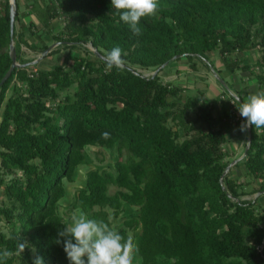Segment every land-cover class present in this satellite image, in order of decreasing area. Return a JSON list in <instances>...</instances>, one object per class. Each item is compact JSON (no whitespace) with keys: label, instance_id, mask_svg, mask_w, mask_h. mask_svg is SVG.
<instances>
[{"label":"trees","instance_id":"1","mask_svg":"<svg viewBox=\"0 0 264 264\" xmlns=\"http://www.w3.org/2000/svg\"><path fill=\"white\" fill-rule=\"evenodd\" d=\"M15 6L20 67L0 87V253H15L23 240L29 247L6 264H32L36 255L70 264L63 241L56 243L70 226L59 209L89 147L113 150L114 171L88 170L67 211L103 220L125 239L138 230L139 264H264V127L247 128V181L239 182L225 173L224 146L227 130L245 118L225 110L216 125L203 90L161 80L168 66L196 71L216 55L231 80L248 73L253 84L237 89L232 80L239 100L228 94L230 104L264 91V0H159L158 14L141 19L139 36L111 0ZM30 15L38 24L26 21ZM52 43L58 46L47 56L66 50V65L22 66L31 62L21 59L22 46L44 53ZM87 43L102 57L119 46L127 63L107 70L92 51L94 60L74 52ZM9 45V0H0V81L10 68ZM257 48L253 65L239 57ZM251 181L258 187L247 190ZM125 206L135 214L113 223Z\"/></svg>","mask_w":264,"mask_h":264},{"label":"rangeland","instance_id":"2","mask_svg":"<svg viewBox=\"0 0 264 264\" xmlns=\"http://www.w3.org/2000/svg\"><path fill=\"white\" fill-rule=\"evenodd\" d=\"M23 20V19H22ZM27 22L32 21L35 24H38L37 18L35 15H30L27 19ZM56 44V43H54ZM53 43L49 46V51L44 53L33 51L29 48H27L25 45L21 47V59L24 61H37V63L30 65L35 67L36 69H49L53 65H64L65 59L67 55L66 50L60 49L58 53L54 55H49L52 50L56 49L58 44L54 45ZM51 47V48H50ZM76 51V52H75ZM92 51V48L89 43L82 45V47L77 48L74 50L75 53L81 55L82 57L92 59V55H90V52ZM260 50L257 48L254 51H251L247 53L245 56L239 55V57H245L246 61L253 65L256 60L259 58ZM235 56V55H234ZM213 59H207L208 61L204 60L203 62H197V70L191 71L188 68V65H183L182 63L179 64V69L181 71L178 73L174 68H176L175 65L168 66L166 69L163 70L161 73V80L165 83H171L174 86H178L180 88H187L190 92H195V90H205V98L208 101H211L214 104L215 107V124L218 125L220 123V115H219V107L226 108L230 111H233L235 117L241 121V116L238 111V107L235 105L230 104L228 94H232L231 90H233L235 87L238 89L241 85H247L252 86V82L250 80V76L248 73H242L237 72L236 75L232 77V80L235 83V87L233 84V81L231 80L230 76H227V74L223 73V66L222 61L219 59L218 56L212 57ZM70 63V62H69ZM68 63V65H69ZM210 64V65H209ZM66 65V64H65ZM208 65V66H207ZM258 70H261L260 68ZM145 75L149 76L152 73L145 72ZM217 77V78H216ZM224 80L225 83H222L221 80ZM221 82H220V81ZM250 80V82H249ZM222 83V84H221ZM218 89L221 92H225L224 94L220 93L217 98L210 96L208 93L209 90ZM247 88V87H246ZM74 92V89L70 90V95H72ZM224 95V98L221 96ZM220 96V97H218ZM0 115H1V109H0ZM241 124L239 125H231L230 128L227 130V137L229 141L224 146V150L228 152L229 154V160L231 161V164L234 162H238V167L230 166L229 169L231 170L230 177L238 180L239 182L247 181L245 178V169L241 165V159L244 155V143L248 140V133L246 131H241ZM117 156L114 153L113 150L108 151L100 148H92L89 147L86 149V162L84 165L79 167L77 170L74 180L72 183H66V194L67 199L65 202H63V205L59 209V213L62 215V217L71 225L72 222V216L73 214H79L77 211L68 212L67 211V205L69 201L71 200L72 196L75 194V191L83 185L84 179H85V173L88 170L91 169H99V170H109L114 171V162L116 160ZM235 163V164H236ZM257 184L254 181H251L250 186L247 187V190H250V188H257ZM115 191L114 188H110V193L112 194ZM254 196L247 197L248 199H252ZM261 205L264 208V198L261 199ZM136 212L135 208L125 206L123 209L122 214L117 218L114 219L111 216V220L113 223L116 221H122L126 217L134 215ZM1 226L3 224L0 223ZM132 240L133 242L138 245L139 242V231L132 232ZM133 264H139V256L138 254L135 255Z\"/></svg>","mask_w":264,"mask_h":264},{"label":"clouds","instance_id":"3","mask_svg":"<svg viewBox=\"0 0 264 264\" xmlns=\"http://www.w3.org/2000/svg\"><path fill=\"white\" fill-rule=\"evenodd\" d=\"M112 8L117 10L119 20L127 24L136 36L142 34L140 21L145 17H155L159 11V0H111ZM127 55L119 46H115L107 52L102 59L107 70L122 68L127 61ZM236 96L235 93H233ZM239 100V97L236 96ZM239 114L245 118L241 125V131L255 126L264 127V91L250 95L246 101L240 102ZM103 139H109L110 133L103 132ZM70 226H65L63 231L58 233L63 241L64 252L70 264H133L135 255L139 248L132 238L125 239L118 231L113 230L103 220L89 219L83 212L73 214ZM29 247L27 241L23 240L16 246L15 253L4 251L0 253V264L13 255L22 254ZM35 252V249H33ZM32 264H45L44 258L36 255Z\"/></svg>","mask_w":264,"mask_h":264},{"label":"water","instance_id":"4","mask_svg":"<svg viewBox=\"0 0 264 264\" xmlns=\"http://www.w3.org/2000/svg\"><path fill=\"white\" fill-rule=\"evenodd\" d=\"M15 12H16V6H15V0H9V30H10V45H9V54H10V59H11V64H10V68L9 70L7 71V73L4 75V77L1 79L0 81V87L7 81V79L10 77L11 73L18 67H20V65L16 62V55H15V48H14V43H13V32H14V21H15ZM57 44V43H56ZM54 44V45H56ZM91 46V45H90ZM51 48V47H50ZM92 48V46H91ZM49 51V48L44 52V54H46V52ZM92 52L102 58V56L97 52L95 51L93 48H92ZM37 63V61H34V62H30V63H27L25 65H22V66H27V65H33ZM157 72H154L153 75H155ZM220 81V80H219ZM222 81V80H221ZM220 81V82H221ZM247 149V147H246ZM246 155V151L244 153L243 156ZM236 162L232 163L231 165H229L225 171V173L227 172V170L229 169L230 166L234 165ZM224 173V174H225Z\"/></svg>","mask_w":264,"mask_h":264},{"label":"crops","instance_id":"5","mask_svg":"<svg viewBox=\"0 0 264 264\" xmlns=\"http://www.w3.org/2000/svg\"><path fill=\"white\" fill-rule=\"evenodd\" d=\"M29 17V16H28ZM29 22H32V21H29ZM208 66V65H207ZM175 70L177 69V68H174ZM223 73H225V72H223ZM226 74V73H225ZM227 76H230L229 74H227ZM217 78V77H216ZM204 92H205V90H203ZM216 92H218V95L220 94V93H222V94H224L223 92H221L220 90H218V89H213L212 91L211 90H209L208 91V93L210 94V96H212V97H214L215 96V98H217V93ZM221 94V95H222ZM233 94V93H232ZM231 95V94H230ZM218 97H220V96H218ZM219 109V115H220V117H221V119H222V115H223V112L225 111V110H228V109H226V108H223V107H219L218 108ZM233 112V111H232Z\"/></svg>","mask_w":264,"mask_h":264}]
</instances>
